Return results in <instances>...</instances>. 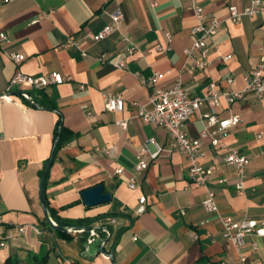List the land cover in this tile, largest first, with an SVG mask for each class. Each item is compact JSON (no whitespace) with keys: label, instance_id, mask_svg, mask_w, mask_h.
Masks as SVG:
<instances>
[{"label":"crops","instance_id":"crops-1","mask_svg":"<svg viewBox=\"0 0 264 264\" xmlns=\"http://www.w3.org/2000/svg\"><path fill=\"white\" fill-rule=\"evenodd\" d=\"M192 4L222 22L220 32L208 40V66L203 70L192 69L185 55L196 25ZM249 4V0H0V33L10 39L0 49V237L7 243L0 249V264L11 256L30 264V255L41 252L49 254L47 264L238 260L233 245L223 239L219 217L206 213L203 201L210 189L216 193L220 216L264 222V137L259 138L264 134V105L249 95L230 107L223 103L218 110L221 119L233 114L242 118L225 138L250 159L241 194L236 190V169L224 163L225 152L201 136L205 127L201 114L208 109L187 121L189 136L201 140L205 149L203 163L217 167L215 178L227 180L200 187L189 181L190 160L172 148L167 130L138 117L139 106L152 107L154 94L138 75L161 73L157 88L181 80L191 95L199 97L206 95L211 83L225 92L244 89L264 56V15L232 24L228 9L243 10ZM116 8L124 15L120 31L102 40L91 38L111 23L110 13ZM124 35L137 46L131 57L124 51ZM159 46L165 51H157ZM13 53L25 60L15 63ZM227 56L231 59L224 61ZM120 61L127 69L113 66ZM17 72L31 77L58 72L71 80L33 91V103L17 90L7 101L8 83ZM104 93L121 95L124 110L108 112ZM58 128L61 141L54 153ZM150 139L163 151L156 159L144 156L148 168L138 173V155ZM52 153L45 180L52 221L85 220L87 228L99 232L107 227L111 237L101 234L107 240L104 253L99 243H87L88 232L72 228L60 234L47 223L40 183ZM132 177L138 181L135 190L128 185ZM100 184L112 200L86 206L82 192ZM142 197L147 198L146 211L138 214ZM21 227H26L24 232ZM243 253L249 263L264 264V237L249 236Z\"/></svg>","mask_w":264,"mask_h":264},{"label":"built area","instance_id":"built-area-1","mask_svg":"<svg viewBox=\"0 0 264 264\" xmlns=\"http://www.w3.org/2000/svg\"><path fill=\"white\" fill-rule=\"evenodd\" d=\"M10 1L13 0H6V2ZM249 1V6L243 10H239L235 6L229 7L228 20L232 24L240 23L244 17L264 15V0ZM190 9L195 15L196 25L191 30L192 46L185 49V55L192 69L203 70L208 66V40L220 32L222 22L218 18L207 14L199 4H192ZM110 18L111 23L98 35L92 36L91 38L102 40L115 31H120L124 22L122 11L119 8L114 9L110 13ZM122 39L125 44L124 51L126 55L133 56L137 51L136 44L128 36L124 35ZM8 44H10L8 35L6 33H0V49ZM157 51L163 52L165 48L159 46ZM10 58L17 64L25 60V56L19 53L11 54ZM229 59H231V56L225 57L224 61H228ZM100 60L103 64L105 63L104 56ZM113 66L119 70L127 69L126 63L123 61L117 62ZM138 76L143 85L154 88L151 101L152 107L139 106L138 117L145 123L167 130L172 148L190 160V168L188 171L189 181L196 186L206 188L213 182H217L219 185L226 184L227 180L215 178L217 167L208 166L203 163V159L206 156L203 144L201 140L191 138L185 126L190 118L200 115L203 108L208 109L207 113L201 114V118L205 121V127L201 132V136L202 138H210L213 147L225 152L224 163L236 169L239 176L236 190L241 194L250 159L242 155L238 149L228 145L225 142V138L231 129L241 124L242 118L238 114H233L229 118L221 119L219 118L218 110L223 103L230 107L249 95H254L264 105V56L257 67L246 78L244 89L225 92L217 89L216 85L211 83L208 92L203 97L191 95L184 88L181 80L176 81L169 88L155 87L163 76L161 73H154L151 77ZM70 80L69 77H65L58 72H52L40 77H31L22 72H17L8 83L4 99L12 101L13 91L17 90L22 99L33 103V91H42L51 86L64 84ZM228 82L231 84L232 79H229ZM81 89H84V86H81ZM103 97L105 99V108L108 112L117 113L124 110L125 100L121 95L104 93ZM134 105H137V103H134ZM118 124L121 127L126 126L125 122H119ZM262 137H264V134L259 135V138ZM150 146H153L154 150ZM162 151V147L156 140L150 139L144 150L138 155L139 163L136 167L137 172L141 173L148 168V162L143 159L144 156L156 159ZM121 172V170H118V173ZM128 185L130 189L135 190L138 185L137 178L132 177ZM146 201V197L140 199V207L137 210L138 214L146 211ZM203 207L206 213L219 217L223 226V239L230 242L238 253V260L234 264H251L248 261V257L243 253L246 239L249 236L264 237V222L259 223L250 218L235 219L220 216L216 203V193L210 189L208 190L206 199L203 201ZM1 225L2 222L0 221V228ZM25 229L26 227H21L20 231L24 232ZM77 232L85 233V230H78ZM101 234H105L107 238L111 237V232L107 227L101 229L100 232L91 230L87 243L94 244L103 241L104 239ZM6 246L5 239L0 237V249H4ZM253 250H258V244L256 242L253 243ZM221 264H228V262L223 261Z\"/></svg>","mask_w":264,"mask_h":264},{"label":"water","instance_id":"water-1","mask_svg":"<svg viewBox=\"0 0 264 264\" xmlns=\"http://www.w3.org/2000/svg\"><path fill=\"white\" fill-rule=\"evenodd\" d=\"M53 158H54V154L52 153L50 162H49L46 170L43 173L42 180L40 183V199H41L42 210H43V214H44V217H45L47 223L49 224V226L53 230L68 232V229L61 227V226L57 225L55 222H53L50 215H49V212H48V205H47L46 196H45V180H46V177H47V175L50 171V168L52 166ZM81 198H82V200L86 206L94 207V206H97L100 204H105V203L110 202L112 200V195L105 193L104 185L100 184V185H96L92 188H89V189L83 191L81 194ZM70 230H72V229H70ZM73 230H76V232L78 230H85V232L89 233L91 230H94V229L80 228V229H73ZM99 244L102 248V249H100V253H104V248L107 244V240L100 241ZM110 258H113V255H110Z\"/></svg>","mask_w":264,"mask_h":264},{"label":"trees","instance_id":"trees-1","mask_svg":"<svg viewBox=\"0 0 264 264\" xmlns=\"http://www.w3.org/2000/svg\"><path fill=\"white\" fill-rule=\"evenodd\" d=\"M55 140H56V145L54 149V153L57 150L59 143L61 141L60 133H59V128L56 130L55 133ZM57 225L64 227L66 229H80V228H87L85 226V220H76V221H71V220H63V219H58L56 221ZM58 233H64L62 231H59ZM48 256L49 254L45 252H41L38 255L36 254H31L30 255V264H47L48 263ZM21 260L18 259L17 257H9L7 258L5 264H20Z\"/></svg>","mask_w":264,"mask_h":264}]
</instances>
